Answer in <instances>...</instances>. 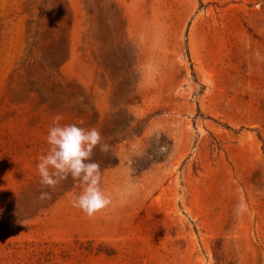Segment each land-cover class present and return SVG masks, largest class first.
Listing matches in <instances>:
<instances>
[{
  "label": "rangeland",
  "instance_id": "rangeland-1",
  "mask_svg": "<svg viewBox=\"0 0 264 264\" xmlns=\"http://www.w3.org/2000/svg\"><path fill=\"white\" fill-rule=\"evenodd\" d=\"M57 114L111 146L92 217ZM0 264H264V0H0Z\"/></svg>",
  "mask_w": 264,
  "mask_h": 264
},
{
  "label": "clouds",
  "instance_id": "clouds-1",
  "mask_svg": "<svg viewBox=\"0 0 264 264\" xmlns=\"http://www.w3.org/2000/svg\"><path fill=\"white\" fill-rule=\"evenodd\" d=\"M57 114L48 127L46 143L48 150L37 157L36 172L42 188L55 189L69 177L80 187L74 194L71 205L92 217L112 203L111 197L101 188L100 164L93 160L94 150L102 153L110 151V144L104 141L101 132L95 127H81L76 123L61 124ZM166 146L160 151L165 152ZM49 191H41L39 200L50 198ZM240 203L234 209L237 215L245 211Z\"/></svg>",
  "mask_w": 264,
  "mask_h": 264
}]
</instances>
